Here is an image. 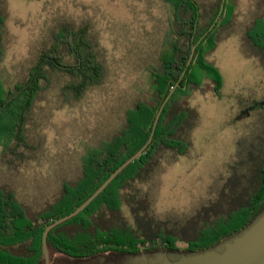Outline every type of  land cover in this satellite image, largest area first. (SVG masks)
Wrapping results in <instances>:
<instances>
[{"label": "trees", "instance_id": "trees-1", "mask_svg": "<svg viewBox=\"0 0 264 264\" xmlns=\"http://www.w3.org/2000/svg\"><path fill=\"white\" fill-rule=\"evenodd\" d=\"M256 1L258 9L242 29L243 40L248 54L264 68V0ZM163 2L170 27L168 39L147 63L150 82L146 92L141 90L123 100L118 97L117 125L110 124L96 141L85 145L84 159L77 169L67 172L58 168L51 181L47 178L49 183L38 179L35 189L39 192L33 194L37 195L34 202L30 193L18 185H22L21 170L29 169L36 160L41 159V163L46 156L43 151L47 137L33 117L38 96L52 89L60 97V105L77 103L88 90L104 85L108 68L99 47L96 51L91 48L97 41L87 26L63 25L52 31L49 43L23 79L14 80L11 74L0 71V155L5 166L0 169V264L42 261L45 227L75 210L146 143L161 104L184 70L186 74L165 106L148 150L84 211L55 227L49 233V244L78 259L107 251L195 250L237 232L263 209L264 118L262 128L250 143L252 149L245 148L241 160L248 169L245 175L253 181L251 189L241 199L235 194L227 206L216 202L204 207L203 221L200 217L192 221L160 218L152 208L151 193L142 188L155 168L161 167V153L172 152L170 155L178 159L193 147V133L200 118L190 97L198 90L222 94L223 76L208 56L223 40L238 32L235 0ZM5 20V9L0 5V61L4 54ZM194 46L196 50L188 65ZM205 80L209 87L203 86ZM3 171H9L7 176ZM236 179L242 180L240 176L233 178ZM127 207L129 215L125 212Z\"/></svg>", "mask_w": 264, "mask_h": 264}, {"label": "rangeland", "instance_id": "rangeland-1", "mask_svg": "<svg viewBox=\"0 0 264 264\" xmlns=\"http://www.w3.org/2000/svg\"><path fill=\"white\" fill-rule=\"evenodd\" d=\"M235 1L238 34L223 40L208 56L223 76L222 94L211 90L192 93L190 103L200 118L193 147L178 159L172 152L161 153V167L142 186L151 193L152 208L160 218L192 221L200 217L203 221L204 207L216 202L227 206L235 194L241 199L251 189L253 181L245 175L248 169L241 160L263 126L264 109L238 115L246 101L264 99V68L248 54L243 40L242 29L254 18L257 1ZM0 5L6 15L0 71L11 74L10 78L23 79L49 43L52 31L63 25L87 26L97 41L90 46L94 51L99 47L108 68L104 85L88 90L77 103L60 105L61 99L52 89L38 96L33 117L47 137L46 156L41 163L36 160L29 169L21 170L22 185H18L33 197L39 192L35 189L38 179L49 183L58 168L77 169L85 145L96 141L110 124L117 125L118 97L123 100L146 92L150 82L147 63L168 39L167 6L163 0H1ZM203 86L209 87V81ZM3 165L0 155V169ZM3 172L7 176L9 171ZM238 176L242 180H233ZM125 212L130 214L128 207Z\"/></svg>", "mask_w": 264, "mask_h": 264}, {"label": "water", "instance_id": "water-1", "mask_svg": "<svg viewBox=\"0 0 264 264\" xmlns=\"http://www.w3.org/2000/svg\"><path fill=\"white\" fill-rule=\"evenodd\" d=\"M223 7L224 5H222V8ZM195 50L196 46L193 47L188 65L192 62ZM185 74L186 70L183 71L181 77L161 104L154 121L152 132L146 143L121 164L82 204L76 207L75 210L56 219L45 227L42 237L43 257L39 264H52L55 256H58V258L63 261V264H264V207L252 221L237 232L220 239L210 246L195 250L160 248L154 251L134 253L107 251L86 259L70 258L59 250H54L56 253L53 255V249L48 241L49 233L55 227L84 211L111 184V182L125 170V168L148 150L149 145L153 141L163 110ZM18 93L14 94L8 101L13 99ZM260 105H264V102L260 103ZM2 107H4V105Z\"/></svg>", "mask_w": 264, "mask_h": 264}, {"label": "flooded vegetation", "instance_id": "flooded-vegetation-1", "mask_svg": "<svg viewBox=\"0 0 264 264\" xmlns=\"http://www.w3.org/2000/svg\"><path fill=\"white\" fill-rule=\"evenodd\" d=\"M263 102H264V99L263 100H260V101H255V102L254 101L251 102L249 100L246 101L243 104V106L240 108V111H239L240 113H239L238 116L240 117V116H244V115H250L252 113V111L255 110L256 108L264 109V105H260V103H263ZM52 249H53V255H55V253H56L54 250H59V249L54 248V247H52ZM53 260L54 261H53L52 264H63V261L60 260L59 258L58 259H55V257H54Z\"/></svg>", "mask_w": 264, "mask_h": 264}]
</instances>
